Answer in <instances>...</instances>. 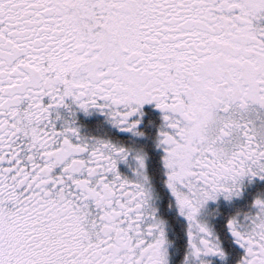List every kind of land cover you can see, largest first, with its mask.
Here are the masks:
<instances>
[{
	"label": "snow or ice",
	"instance_id": "1",
	"mask_svg": "<svg viewBox=\"0 0 264 264\" xmlns=\"http://www.w3.org/2000/svg\"><path fill=\"white\" fill-rule=\"evenodd\" d=\"M0 264H264V0H0Z\"/></svg>",
	"mask_w": 264,
	"mask_h": 264
}]
</instances>
